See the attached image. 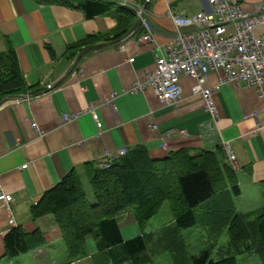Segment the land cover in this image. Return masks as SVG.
Segmentation results:
<instances>
[{"label": "crops", "instance_id": "crops-1", "mask_svg": "<svg viewBox=\"0 0 264 264\" xmlns=\"http://www.w3.org/2000/svg\"><path fill=\"white\" fill-rule=\"evenodd\" d=\"M99 1L113 3L110 11L87 18L80 9L47 0H0V53L7 45L12 47L29 88L26 95L5 98L0 104V192L13 198L9 210L0 201V264H66V247L54 217L34 218L31 208L71 172L77 173L89 192V166L98 168L106 154L120 149L142 146L152 160L161 161L171 152L213 151L227 143L234 155V163L229 164L238 186H257L264 196V99L254 90L221 85L214 95L215 120L201 97L192 96L195 81L186 76L180 79L181 102L176 107L161 104L150 88L131 92L143 74L153 69L159 49L173 37L169 16L209 12L207 0ZM117 1L144 9L153 42L141 40L143 30L140 24L135 27V16L124 40L97 43L95 48L107 46L89 53L84 50L69 73L78 55L68 59L66 48L88 36L111 37L117 24ZM256 1L241 0L242 9L248 11ZM220 76L210 73L206 86L216 85ZM111 94L116 95L115 110L105 105ZM92 105H96L92 110L100 128L88 111ZM73 114L77 117L63 121V116ZM152 125L156 130L150 129ZM241 195L240 189L234 200ZM255 204L260 207L235 210L252 213L264 206V197L256 198ZM116 221L124 241L150 233L140 229L129 210ZM14 228L40 232L43 245L30 256L8 257L4 238ZM85 251L84 258L67 264L103 262L94 239H86Z\"/></svg>", "mask_w": 264, "mask_h": 264}, {"label": "trees", "instance_id": "trees-1", "mask_svg": "<svg viewBox=\"0 0 264 264\" xmlns=\"http://www.w3.org/2000/svg\"><path fill=\"white\" fill-rule=\"evenodd\" d=\"M47 1L80 9L87 18L108 13L113 4L99 0ZM116 8L113 35L88 36L68 46V59L73 60L84 50L89 53L106 48L107 45H94L114 43L130 32L134 12L121 6ZM27 93L29 88L16 54L7 45L6 51L0 53V102ZM226 160L221 144L213 151L171 152L161 161L152 160L144 147L137 146L109 169L89 166L90 195L77 173L71 172L44 193L31 212L34 218L54 217L66 247V264L86 256L88 238L95 240L104 257L103 262L95 264H152V257L163 252L171 255L173 264H237L236 257L246 254L256 255L259 263L264 264V206L252 213L236 212L233 200L240 195V188L236 173ZM164 203L172 207L173 222L168 229L161 234L143 233L123 240L116 221L119 214L129 210L144 230ZM202 224L214 238L224 229L228 231L230 249L218 261H212L208 251L188 254L182 234ZM43 243L40 232L29 234L14 228L4 238V249L8 257L14 258L38 249Z\"/></svg>", "mask_w": 264, "mask_h": 264}, {"label": "built area", "instance_id": "built-area-1", "mask_svg": "<svg viewBox=\"0 0 264 264\" xmlns=\"http://www.w3.org/2000/svg\"><path fill=\"white\" fill-rule=\"evenodd\" d=\"M207 3L209 12L169 16L175 33L159 49L160 55L153 69L143 74V79L134 84L131 92L150 88L161 104L176 107L181 100L180 79L186 76L195 81L191 88L192 96L201 97L206 112L215 120L214 95L221 85L252 89L260 99H264V0L252 2L248 11L242 9L241 0H207ZM120 6L132 10L140 20L143 30L141 40L153 42V31L145 18L144 9L126 2H121ZM128 62H133V59ZM210 73H220L221 76L216 85L207 87ZM46 89L50 90L51 85H47ZM115 96L111 94L107 103L112 104ZM91 109L88 111L97 122V115ZM76 117L73 114L62 119L69 122ZM96 125L100 127L99 123ZM31 127L36 129L35 124ZM151 129L156 130V127ZM221 145L225 157L233 163L232 150L227 143ZM125 153V150H119L106 157L99 167L109 169ZM12 199L11 195L0 192V201L8 210ZM8 224H13L12 217Z\"/></svg>", "mask_w": 264, "mask_h": 264}, {"label": "rangeland", "instance_id": "rangeland-1", "mask_svg": "<svg viewBox=\"0 0 264 264\" xmlns=\"http://www.w3.org/2000/svg\"><path fill=\"white\" fill-rule=\"evenodd\" d=\"M143 92V91H142ZM153 92V91H152ZM139 93V92H136ZM154 94V92H153ZM155 95V94H154ZM156 96V95H155ZM116 98V96H115ZM114 98V99H115ZM110 97L107 99L109 100ZM107 100L105 101V105L109 106L111 108H114V100L112 104H108ZM159 100V99H158ZM181 102V100H180ZM161 103V102H160ZM96 105H92L90 108L93 110L95 109ZM91 109V110H92ZM93 113L97 115L94 111ZM92 118V115H91ZM93 120V119H92ZM95 123V126L97 127L98 117H97V122L93 120ZM100 124V123H99ZM98 128V127H97ZM100 128V127H99ZM153 128V125L150 126V129ZM121 150V149H120ZM117 150L116 152H118ZM116 152L106 154L105 157L101 160H105L106 157L112 156L116 154ZM100 162V164H101ZM101 169V168H100ZM84 187H86L85 183ZM242 195L240 198H237L234 200V204L236 207V210L239 211H251L253 209H256L257 207L260 206H255L256 198H262V192L257 186L253 185H239ZM88 195H90V190L87 192ZM240 199L239 201H237ZM172 207L168 204H163L157 215L152 218V220L146 225L144 228L145 231L157 233V231L165 230L166 228L168 229V226L173 222V217H172ZM199 212V211H198ZM203 226V224H202ZM202 226H197L194 229H192L189 232H183V239L185 244L187 245L188 248V254L189 256H195L201 252L208 251L210 254V259L212 261H218L221 258L225 257V253L227 250L230 249V239L228 235L227 229H224L221 232V235L218 238H214L211 233L207 230L206 227ZM159 231V232H160ZM61 232V231H60ZM37 249L29 252V255L36 251ZM27 256V257H28ZM237 264H260L259 259L256 255L254 254H246V255H239L236 257ZM28 264V263H27ZM152 264H173L171 255L167 252L160 253L158 255H154L152 257Z\"/></svg>", "mask_w": 264, "mask_h": 264}, {"label": "water", "instance_id": "water-1", "mask_svg": "<svg viewBox=\"0 0 264 264\" xmlns=\"http://www.w3.org/2000/svg\"><path fill=\"white\" fill-rule=\"evenodd\" d=\"M139 24V20H137L136 24H135V27ZM125 38H122L120 41L124 40ZM83 52L79 53L78 56L76 57L74 63H73V66L72 68L70 69L69 73L72 72V70L74 69V67L78 64L79 60L81 59V57L83 56ZM18 98H21V97H18ZM7 100L4 99L0 104H3L4 102H6Z\"/></svg>", "mask_w": 264, "mask_h": 264}]
</instances>
